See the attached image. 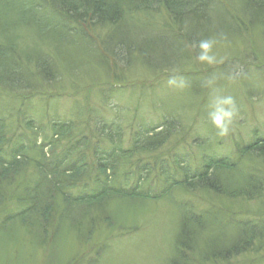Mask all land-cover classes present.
Here are the masks:
<instances>
[{"label": "rangeland", "instance_id": "rangeland-1", "mask_svg": "<svg viewBox=\"0 0 264 264\" xmlns=\"http://www.w3.org/2000/svg\"><path fill=\"white\" fill-rule=\"evenodd\" d=\"M232 1L240 5L242 0ZM225 2L221 14L212 12L217 23L198 28L201 36L195 42L187 37L186 25L160 8L126 13L115 24L73 26L72 36L55 44L48 38L40 41L33 30L20 27L19 47L29 52L37 47L39 54L22 64L28 67L30 88L21 90V86L16 95L8 88L0 90L4 151L10 155L16 143H33L37 136L41 143L42 138L57 141L58 159L69 148L79 154L89 152L90 146L84 161L90 176L101 164L110 165L114 153L125 155L118 177L109 176L111 185L128 189L146 177L143 189L152 188L154 193L174 188L170 182L185 179L184 169L190 167L197 174L208 169L209 159L220 157L238 171L219 170L218 177L236 188L244 185L245 178L257 180L256 191L235 197L182 186L170 190L166 198L116 195L101 203L87 202L90 208L84 212L79 208L78 215L61 220L65 229L55 243L33 238L28 226L20 223L14 235L0 242V264H171L183 223L180 205L206 218L194 250L187 251L188 264H264V238L241 255L225 259L226 252L221 253L245 227L256 228L260 235L264 231V155L247 152L254 142L264 144V15L259 14L253 28L245 8L241 16L238 5L235 10ZM52 9L49 4L42 11L49 14ZM232 19L233 27L226 23ZM209 37L217 41L211 53L216 57L213 64L196 59L198 41ZM142 43H149L151 49L141 52ZM22 51L19 54L24 56ZM44 60L52 65L47 67L50 80L39 73ZM172 77L182 79L184 86H169ZM216 95L232 96L237 109L225 137L217 135L209 118ZM60 123L70 125L59 127ZM152 127L173 131L161 147L148 149L144 145L153 135ZM58 128L64 129L59 137ZM112 133L115 140L110 139ZM50 148L47 145L45 153L52 155ZM42 157L37 149L30 154L26 172L9 191L20 192L23 175L37 178L35 162ZM68 191L78 192L71 187ZM57 205L60 211L65 209L61 197ZM1 208H6L0 213L4 215L21 207L15 198ZM79 215L85 218L80 220ZM61 217L52 219L59 222ZM73 218L80 221L73 225ZM41 221L47 224L50 238L54 231L49 224L54 221ZM213 252L219 254L211 257Z\"/></svg>", "mask_w": 264, "mask_h": 264}, {"label": "trees", "instance_id": "trees-1", "mask_svg": "<svg viewBox=\"0 0 264 264\" xmlns=\"http://www.w3.org/2000/svg\"><path fill=\"white\" fill-rule=\"evenodd\" d=\"M46 4H41V0H0V90H5L6 88L11 91L12 95H16L17 92L23 88H30L29 79L30 74L28 73V67H22V64H26L32 61V57L38 55L37 47H34L32 52L26 51V48H20V40L22 36L18 34L20 27L33 30L35 36H37L40 41H44L45 38L48 42L51 41L53 44L59 41L62 42L63 39H68L72 36V32L76 27L82 25H91L93 27L96 24H115L126 15V13H136V11H157V8L165 9L166 13L170 14L176 21L182 22L186 25L188 31L186 32L189 40L195 42L196 36L200 35L201 28H209L210 24L216 22V14L212 13L216 10L217 13L221 14V8L225 1L230 3L232 9L239 10L241 16L245 8L247 13H249V18L244 17L252 22L253 28L254 20L260 18L259 14L264 15V0H242L240 5L232 0H44ZM52 5L53 9L49 14L42 11L43 7ZM238 5V6H237ZM46 9V8H44ZM220 9V10H219ZM57 14V15H54ZM56 18V19H55ZM188 18H190L188 20ZM226 22V21H225ZM232 27L236 24L235 21H228ZM248 24V23H247ZM206 25V26H205ZM222 25V24H221ZM251 26V24H249ZM257 25V24H256ZM199 28V29H198ZM184 30V29H183ZM203 30V29H202ZM208 33V31H206ZM79 37V35H77ZM201 36V35H200ZM202 39V38H201ZM148 44H141V52L151 49L147 48ZM24 53L21 56L20 51ZM106 50V49H105ZM140 52V53H141ZM113 55V54H112ZM52 65L48 64L46 60L41 61L38 68L39 73L43 74L44 78L50 80V75H48L47 67L52 69ZM174 67V66H173ZM26 70V71H25ZM27 72V73H26ZM27 80V81H26ZM26 81V82H25ZM26 86V87H23ZM21 92V91H20ZM18 96V95H17ZM30 94L27 95V98ZM175 123V122H174ZM33 123L28 121L30 128H33ZM70 123H60V126L67 128ZM5 124L0 120V213L6 208H1L9 203V200L13 201L16 198L17 205L21 207L19 210L15 211L8 209L9 211L0 215V242L4 239L14 235L16 232V227L21 223L28 228L33 238L42 241V243H49V240H54V243L61 237V233L65 229L63 226L64 217L71 218L72 215H78L79 208L85 211L86 208H90L87 202L101 203L102 199H110L116 195H125L127 198H166L170 190L176 187L184 188H207V190H214L216 194H227L231 196L240 195H251L256 190L257 180L246 179L244 180V185L241 183L240 188L229 187L221 177H218L219 170L230 169V171H238L236 167L227 160L220 157H212L208 160V169L200 171V173L195 174L192 168L188 167L186 169L181 168L180 165L177 166L179 169H184L183 175L185 179H175L170 182L169 185H173L174 188H170L158 193L153 192L150 188L147 190L143 189L144 179L139 184L134 187L129 186L128 189L124 187L121 188L111 185V181L117 178L118 173H120L119 165L126 156H117L111 159L110 165L104 166L101 164L93 176L89 175L90 172H86L89 167L86 161L88 153H90V146L87 147L89 152H83L77 154L74 147L69 148L66 153L61 157L57 158L56 152H54L55 145L53 141H46L42 138L43 143L39 142L37 136L34 137L33 143L28 141V144L23 141L16 143L10 152V155H6L4 151V142L6 141V132L3 131ZM62 127V128H63ZM159 127H152L150 130L153 135L147 139L145 147L152 149L153 147H161L163 143L170 137L171 128L166 131H157ZM64 130V129H62ZM61 128L57 129V137L62 133ZM150 132V131H149ZM37 133V132H36ZM170 133V134H169ZM115 136L112 133L110 139H114ZM86 139V136L83 138ZM264 142V140H263ZM255 143V144H254ZM248 148V153L253 152L258 155H264V144L259 142H254ZM33 145L30 146V145ZM51 146L49 152L52 155L45 153V148L47 145ZM80 145V144H79ZM77 145V146H79ZM84 146V145H82ZM31 148H34L32 151ZM38 151L40 156H43L36 164V179L25 178L23 175L22 189L18 193L14 191H9L10 186L19 180L20 174L26 172V168L30 164V154L34 151ZM116 149V148H114ZM115 152V150H111ZM29 152H31L29 154ZM59 154V153H58ZM23 158V159H22ZM55 159L58 161L55 163ZM36 161V160H35ZM209 167L214 169L210 172ZM116 168V169H115ZM109 171L110 174L108 173ZM150 170L148 169L147 172ZM113 173V174H112ZM117 173V175H116ZM166 173V172H165ZM112 174V175H111ZM218 174V175H217ZM112 176V180L109 182V176ZM147 175V174H146ZM197 180L195 181V179ZM231 185V184H230ZM16 187V186H15ZM77 189V194L68 191L69 189ZM211 188V189H210ZM259 192V191H258ZM13 193V194H12ZM153 193V194H152ZM62 200L65 205V209L60 211V206L57 205L58 200ZM182 210H184L183 223L180 229L179 235L176 237V253L174 259L171 260V264H188L187 263V251L194 250L196 244V236L198 234V229L204 224L206 218L196 213L188 207L185 208L184 205H180ZM62 216L60 221H54L52 217ZM3 216V217H2ZM80 216L79 219L81 220ZM46 220L48 222L54 221L53 225L51 223L49 226L53 228L54 233L49 236L47 235L46 223L42 224L41 220ZM73 225H76L79 221L73 218ZM56 224V225H55ZM21 225V226H22ZM48 229V232L51 231ZM256 228L245 227L244 230L234 239V242L229 244V246L222 248L221 253L226 252V258L232 256H238L244 252L250 251L253 248L255 242L258 238H264V231L260 235ZM197 236V237H198ZM262 236V237H261ZM61 239V238H60ZM212 242V241H211ZM264 244V243H263ZM56 249H59L56 247ZM212 249V248H211ZM213 254H208L212 257Z\"/></svg>", "mask_w": 264, "mask_h": 264}, {"label": "clouds", "instance_id": "clouds-1", "mask_svg": "<svg viewBox=\"0 0 264 264\" xmlns=\"http://www.w3.org/2000/svg\"><path fill=\"white\" fill-rule=\"evenodd\" d=\"M217 41L214 38H204L198 41L197 47L199 48V53L196 59L201 63L213 64L216 62V57L212 55L213 45ZM209 85L212 83L211 80L207 82ZM169 86L183 87L184 81L182 79H177L172 77L168 80ZM211 111L209 112V118L212 124L217 129V135L220 137H225L229 135L230 126L233 123V119L236 116L237 109L235 101L232 96H221L216 95L210 105Z\"/></svg>", "mask_w": 264, "mask_h": 264}]
</instances>
